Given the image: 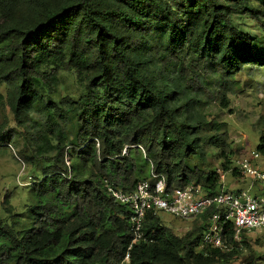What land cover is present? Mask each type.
Here are the masks:
<instances>
[{
  "label": "trees",
  "instance_id": "trees-1",
  "mask_svg": "<svg viewBox=\"0 0 264 264\" xmlns=\"http://www.w3.org/2000/svg\"><path fill=\"white\" fill-rule=\"evenodd\" d=\"M262 47L264 0H0V85L10 91L0 110L22 129L35 201L19 230L5 196L0 264H232L239 245L198 250L207 216L179 238L150 213L149 241L133 243L131 208L109 189L131 192L156 174L169 188L213 193L220 175L205 165L206 147L236 177L206 110L227 109L242 79L264 69ZM62 72L75 77L78 98L55 100ZM31 117L50 118L52 130ZM5 127L0 145L16 144ZM256 152L264 157V136Z\"/></svg>",
  "mask_w": 264,
  "mask_h": 264
},
{
  "label": "rangeland",
  "instance_id": "rangeland-1",
  "mask_svg": "<svg viewBox=\"0 0 264 264\" xmlns=\"http://www.w3.org/2000/svg\"><path fill=\"white\" fill-rule=\"evenodd\" d=\"M245 21L247 20H243V22ZM247 24V30L253 36L262 34L256 28V24L249 21ZM259 52L263 54L264 47ZM60 76L61 86L55 95V100L59 101L66 95L78 98L81 95V89L77 85L75 77L67 72H62ZM242 85L244 86L242 90L229 95L230 101L227 109L222 110L213 104L206 110L209 118L218 123L216 128L226 136L230 146L227 154L233 161L232 166L234 167L237 161L256 151L261 136H264V69L258 68L253 77L242 79ZM9 93L10 91L5 85H0V96L7 98ZM26 120L30 122L28 121L30 117H26ZM31 120L38 122L47 132L52 130L50 118L31 117ZM6 123L4 135H7L10 129L16 130L18 134L16 144L0 145V221L8 220L11 217L4 210V198L9 196L10 207L14 215L12 220H18L19 230H24L29 228L32 223L31 208L35 201L31 193V182L34 172L20 158L19 153L24 146V140L21 137L22 129L18 130L7 107L5 110L3 108L0 110V126ZM205 150L207 152L205 165L216 172L222 170L223 158H221L220 150L213 147H206ZM194 162L202 169L201 162ZM259 167L264 170L263 156L260 157ZM233 179L230 175L226 176V188L239 189L247 186L246 183ZM159 217L162 223L179 238L194 233L202 224V219L183 221L167 213H160ZM243 241H246V244ZM202 248L205 247L201 246L198 250ZM232 264H264V230L244 235Z\"/></svg>",
  "mask_w": 264,
  "mask_h": 264
},
{
  "label": "built area",
  "instance_id": "built-area-1",
  "mask_svg": "<svg viewBox=\"0 0 264 264\" xmlns=\"http://www.w3.org/2000/svg\"><path fill=\"white\" fill-rule=\"evenodd\" d=\"M261 155L254 151L236 162L238 175L219 170L220 185L209 193L201 185L169 188L165 177L152 174L131 192L109 189L116 201L129 205L134 242H148L143 233L147 216L167 213L176 219L193 221L207 216L208 228L201 246L227 253L242 243L246 234L264 230V170L259 167ZM246 183L245 188H226V176ZM232 229V237L228 229ZM129 255L126 257L128 262Z\"/></svg>",
  "mask_w": 264,
  "mask_h": 264
}]
</instances>
